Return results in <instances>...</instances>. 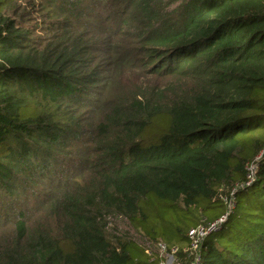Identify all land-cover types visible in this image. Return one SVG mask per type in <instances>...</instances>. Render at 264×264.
<instances>
[{"label":"trees","instance_id":"trees-1","mask_svg":"<svg viewBox=\"0 0 264 264\" xmlns=\"http://www.w3.org/2000/svg\"><path fill=\"white\" fill-rule=\"evenodd\" d=\"M263 148L264 0H0V264H155L108 217L213 221ZM234 200L199 264H264V158Z\"/></svg>","mask_w":264,"mask_h":264},{"label":"rangeland","instance_id":"rangeland-1","mask_svg":"<svg viewBox=\"0 0 264 264\" xmlns=\"http://www.w3.org/2000/svg\"><path fill=\"white\" fill-rule=\"evenodd\" d=\"M24 11H25L24 21L30 24L34 23L32 25H35L34 19L37 18V13L33 9V7L30 5L28 6L26 3ZM40 27L41 26L36 27L37 33L41 32ZM139 74L140 72H137V71H132L129 74H127L126 83L131 84V85H136V86H142V87H145V86L164 87L169 83L168 80L154 79L151 77H145L142 75V73L140 75ZM121 82H122V79L119 81V83ZM77 160H78V156H73V155L71 156L70 161L73 164L72 166L76 167L78 165ZM72 166H70L69 169ZM148 207L149 209H152L153 212L155 211L157 213V216H158L157 220L160 222L157 230L162 232L163 234L162 238L164 239V242L169 244V245L167 244L168 246L173 244L172 237L168 235V230L170 229L169 227L176 226V225H182L183 227H186V228L196 226L197 224L201 223L202 220L205 218L214 219L218 217V214L220 212V210L203 212L201 208H198L196 211L192 212L194 216L190 220V219L185 218V214L182 215L178 213L177 211H175L173 207H170V209H168V211L166 212L165 209H163V207L157 206V202L155 204L151 202ZM200 219L202 220L200 221ZM108 220L110 221L109 230L111 231L112 234L116 236H120V237L125 236L135 241L136 243H138V245L140 244L139 245L140 248H136L133 252V255L136 259L146 263L147 261L149 262L153 258L154 259L156 258L157 260L155 261L156 262L155 264H165L166 263L168 255H170V253H168V251L166 252L161 251L159 248H157V244H152L151 242L143 238V236H141L139 231L135 228V226L129 219H127L124 216L111 215L108 217ZM150 220H152V217H150ZM159 231L156 232L157 236H160ZM145 249L152 256L145 253ZM189 254H190V250H189V244H188L184 247V250L182 251L181 254L180 252L178 253V257L177 255L174 254V258L171 264H188L192 258V256Z\"/></svg>","mask_w":264,"mask_h":264},{"label":"built area","instance_id":"built-area-1","mask_svg":"<svg viewBox=\"0 0 264 264\" xmlns=\"http://www.w3.org/2000/svg\"><path fill=\"white\" fill-rule=\"evenodd\" d=\"M264 158V148L260 151V153L252 159L250 162L246 164V179L242 183H238L235 188L232 189L229 196H223V201L227 205V213L222 215L221 217L213 220L208 221L206 218L202 220L201 223L198 225L191 227L187 233L188 239H189V250L190 254L192 256L190 262L188 264H199L201 260V250L204 245V241L207 238L208 235L217 232L221 225L225 222L227 215L233 207L235 206V192L238 188H243L246 185L251 184L255 179L257 175V171L260 167V162ZM157 248H159L161 251L170 253L168 255L167 261L165 264H171L174 254L177 255L179 253V247L173 246L171 249H168V246L164 242H158Z\"/></svg>","mask_w":264,"mask_h":264}]
</instances>
